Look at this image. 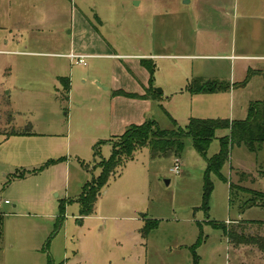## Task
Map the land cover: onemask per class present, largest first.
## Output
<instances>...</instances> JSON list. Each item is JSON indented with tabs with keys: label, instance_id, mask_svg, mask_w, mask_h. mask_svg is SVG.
Instances as JSON below:
<instances>
[{
	"label": "rangeland",
	"instance_id": "rangeland-1",
	"mask_svg": "<svg viewBox=\"0 0 264 264\" xmlns=\"http://www.w3.org/2000/svg\"><path fill=\"white\" fill-rule=\"evenodd\" d=\"M62 1L65 6L59 19L32 22L31 32H18L8 46L0 37V50H6L0 54V83L5 85V91H0V132L31 128L41 133L8 140L0 135V217L4 216L0 264H48L49 258L67 264H194L196 259L198 264H264L260 246L264 244V207L241 210L253 198V192L247 189L264 193V145L257 154L244 145L231 148L230 159L222 169L226 180L215 172L209 176L213 185L209 209L204 207L207 161L190 138L185 139L178 174L171 170L175 156L153 158L148 147L140 148L102 189L95 212L80 215L76 199L84 183L99 175L100 169L94 165L109 158L112 150L108 142H103L95 154V144L110 137L108 129L100 128L103 119L109 118L110 93L95 80L109 83L117 74L123 84L135 88V81L143 80L145 74L135 66L136 75L132 76L123 63L133 66L136 57H88L83 66L63 56L70 51L73 6L69 0ZM95 1L104 21L100 23L96 12L87 11L91 21L74 23L77 35L84 36L90 29L99 33L92 36L95 39L101 33L116 43L122 55L191 51L180 43L177 27L179 18L184 26L188 24L196 0L187 6L185 0H142L139 5L135 3L139 0H111L113 8H104L105 0ZM237 4V11L230 9L233 16L216 18L219 24L227 23L225 30L229 26L230 33H220L224 49L210 54H232L233 42L237 46L235 54H259L243 51L241 46V14L258 13L257 0H237ZM33 12L37 13L35 9ZM187 40L191 37L184 33V42ZM40 50L52 54H28ZM156 61L159 70L154 88H164L166 94L184 87L187 72H201L207 78L231 84L233 78L236 84L235 96L225 94L220 101L214 96L199 97L192 105L182 96L164 101L168 113L182 127L189 122L190 107L194 116L243 120L251 102L264 99V75L247 69L252 63L253 67L264 68V61L200 57ZM119 64L124 72L117 69ZM60 76L71 78L72 94L65 92ZM148 118L155 119L163 129L176 128L161 106L156 105ZM228 132L217 131L209 156L220 151L218 138ZM52 159L58 161L43 171L10 180L18 170H32ZM82 163L91 165V169ZM231 183L240 188L232 191ZM5 200L10 203L5 204ZM62 202H66L65 218L58 223ZM252 238L258 243L249 242ZM238 239L244 242L238 243Z\"/></svg>",
	"mask_w": 264,
	"mask_h": 264
},
{
	"label": "crops",
	"instance_id": "crops-1",
	"mask_svg": "<svg viewBox=\"0 0 264 264\" xmlns=\"http://www.w3.org/2000/svg\"><path fill=\"white\" fill-rule=\"evenodd\" d=\"M69 1L73 6L71 10V13L73 14V27L72 30H70L69 32V34L71 35L69 39L70 51L64 54L63 56L69 58L68 55L70 53H75L79 55H85L86 59L88 57H105V58H114V59L136 57L137 61H135V63H132L133 66L128 65L127 62L124 61L123 63L126 65L127 70L131 73L132 76L136 75L134 70L135 66L136 68L137 66L142 68L143 71L141 72L142 74H145L143 80L138 79L137 81H135L136 82L135 88H130L128 84H123L119 80V76L117 74L113 76V78L109 83L104 82L103 80H98V79L95 80V82L99 85L101 89L103 88L104 90L110 93V98H109L110 103L108 107L109 118L107 119L105 117V112H104L102 115L103 118L105 117L103 119L104 121L100 123V128L108 129L110 131V137L105 140L102 139V141L108 142L110 145L111 143L109 142V140L112 139V137L114 136L123 134L128 126L132 124H142L146 120L151 119L148 117L156 105L161 106V108H164L166 110L164 106V101L166 100L171 101L176 96H182V98H186V100L190 103V105H192V103H194L197 100V98L199 97L201 98L203 96H214L212 98L217 99L219 101L222 100V97L225 94H228L230 98L235 96L234 86H232V88L228 91H222L216 93L191 94L190 92H188L186 90V85L193 77L213 79L211 77L207 78V75H204L201 72H194V73L187 72L188 74H186L185 77L184 87L178 88L176 90H172L167 94L165 93L166 90L164 88L163 90L161 89L160 92L156 90L157 88H154L156 81V76H155L153 82V89L157 93V95H153L151 94V92L148 91L151 87L150 84L151 74L150 71L142 64L143 59H151L154 62V64L157 67L156 73L159 70V66L156 59H162V58L200 57V58H214L219 60H231L232 58L243 61H247V60L264 61V0H257L258 13L241 14L242 15L241 19L243 20V23L241 24L242 25L241 35L243 37L241 41L242 42L241 46L242 48H244L243 51H253V50L259 51L258 55H249L247 54V52H242L241 54H235L234 52L236 51V47H237L236 42L235 43L233 42L232 44L231 47L232 54H220V55L210 54V52L212 51L215 50L219 51L224 49V45L221 42L220 33H224V32L230 33L229 26L228 29L226 28L225 30V25L227 26V23L224 22L223 24H219L218 19L225 20L226 17L233 16L234 14L231 15L230 9L233 8L235 9V11H237L238 9L237 0H234V3L233 0H196L195 10H193V15L191 19L188 20V24L184 26L183 23L184 21L180 20L179 18L178 21L179 25L177 27L179 28L177 32V37L180 39V43L184 44L186 48H191L190 49L191 51L186 54H176V55L170 53L167 54V52H155V51L150 52V54L122 55L117 52L118 46L116 45V43L101 33H100V37L98 38L95 37V39H93L92 36L93 35L97 36L96 34L99 33H96L95 31H91L90 29L89 30L86 29V33L84 36L82 34L77 35L78 32L77 30H75L76 26L74 25V23L79 22L82 19H87L88 23L91 21V19L87 15V11H90L91 13L94 14L96 12L95 17L99 20L100 23L104 21L102 14L103 12H101V9L99 8L100 6H98L95 0H69ZM193 1L194 0H185L183 4L187 6L188 3L192 4ZM141 2L142 0H139L136 1L135 3L139 5L141 4ZM64 6H65V2L62 0H0V37L2 36V38L5 41L4 46H8L10 45L11 42H14L18 32L30 33L33 26L32 22H38V20L40 19H42V21H45L47 20V18L59 19V17L63 15ZM102 6L104 8L105 6L113 8L112 7L113 4L111 3V0H105ZM33 9H35L37 13H34ZM33 14H35L38 17L36 19L33 18ZM253 20H255L254 28H253ZM184 33L190 35L191 40H187L186 42H184ZM162 43L164 48H166L165 41ZM89 49L91 50L99 49L104 52L101 53L87 52ZM5 51L6 50H0V54ZM41 51L43 50L37 52H29L28 54H35V55L40 54L44 56L52 54L49 52H41ZM70 61L71 63H77L76 61L74 62L71 59ZM253 64L254 63L247 64V69L256 71L260 75L261 74L264 75V68L262 67L259 68L258 66L253 67ZM117 69H119L120 72H124V70H126L121 64L117 66ZM128 71H127V75L129 77ZM60 77H69V76H60ZM131 78H132L131 82L133 83L134 79L133 77ZM231 79L233 84L234 83L233 78ZM1 90L5 91V85L3 83H0V91ZM120 90L131 94L147 95V96L131 97V96L119 95L115 93L116 91H120ZM69 93H71V88ZM186 94H188L189 97H184L187 96ZM68 99H69V95H68ZM189 110L190 112L187 118L188 121L191 117L218 118V117H203L198 115L194 116L192 114L193 109H191L190 107ZM169 114L178 122V120L170 112ZM220 118H224V117H220ZM31 131L35 134L22 135L21 137H33V136L41 135V133L39 132H35L33 130ZM4 133L5 132H0V135H2L5 140L14 137L11 136L6 138V135H4ZM227 134H229V132ZM19 136L20 135L18 136L16 135V137ZM89 168L91 169V165H89ZM22 169L30 170L27 168H22ZM18 179L20 178L14 180H18ZM5 204H9V203L5 202Z\"/></svg>",
	"mask_w": 264,
	"mask_h": 264
},
{
	"label": "trees",
	"instance_id": "trees-1",
	"mask_svg": "<svg viewBox=\"0 0 264 264\" xmlns=\"http://www.w3.org/2000/svg\"><path fill=\"white\" fill-rule=\"evenodd\" d=\"M142 64L150 71L151 87L148 90L153 95L157 93L153 89V82L156 73V65L151 59H143ZM59 81L63 86L66 93H69L71 88V79L69 77H60ZM236 86L230 82L220 79H204L202 77H193L186 85V90L191 94L201 93H216L228 91ZM116 94L127 95L131 97H145L147 95H137L127 93L125 91H116ZM164 109V108H163ZM165 110V109H164ZM171 123L176 128L163 129L155 119H148L142 124H132L126 128L123 134L112 137L109 140L112 146L111 155L109 158H102L96 165L100 169L97 177L85 183L82 192L76 199L80 204V215L90 216L95 212V204L101 194L102 189L108 184L110 178L115 176L118 169L126 164V162L133 158L136 150L148 147L151 150L153 158L175 156L182 157L186 148V138L192 140V146L199 152L207 161L206 171V185L204 193L205 208L209 209L208 201L213 185L209 180L212 172L218 174L222 179L226 180L222 174L224 165L229 161L231 148L235 145H244L251 152L257 154L264 145V99L260 101L251 102L249 107L248 116L243 120H230L226 118H197L191 117L185 127L179 123L165 110ZM220 129H228L229 134L219 137L220 151L214 156H209L208 151L212 142L217 138V131ZM31 128L26 130L12 129L4 133L6 138L11 136L34 135ZM105 141H98L95 146V154L99 153V145ZM58 160H49L43 163L40 167L32 170H24L15 172L10 180L17 178H25L27 174H37L43 171L48 165L57 162ZM83 166L89 168V165L82 163ZM231 190L240 188L239 185L231 183ZM253 198L247 200L241 207V210L253 206L264 207V193L252 191ZM0 217V236L2 234V220ZM65 218V203L60 204L59 213L57 216L58 223H62ZM216 226V225H215ZM231 236V233H228ZM238 243H243L241 239L237 240ZM251 243H258V239L252 238L249 240ZM260 245V244H259ZM264 250V244L260 245ZM48 264H66V261L59 263L54 262L49 258ZM194 264H198L197 259Z\"/></svg>",
	"mask_w": 264,
	"mask_h": 264
},
{
	"label": "built area",
	"instance_id": "built-area-1",
	"mask_svg": "<svg viewBox=\"0 0 264 264\" xmlns=\"http://www.w3.org/2000/svg\"><path fill=\"white\" fill-rule=\"evenodd\" d=\"M68 57L72 60V61H76L77 63L83 64V65H87V61H86V56L85 55H79V54H75V53H70L68 55ZM182 159L180 157H175L174 158V164L173 167L171 168L173 173H181V167H182ZM6 203H10L9 200L5 201Z\"/></svg>",
	"mask_w": 264,
	"mask_h": 264
},
{
	"label": "water",
	"instance_id": "water-1",
	"mask_svg": "<svg viewBox=\"0 0 264 264\" xmlns=\"http://www.w3.org/2000/svg\"><path fill=\"white\" fill-rule=\"evenodd\" d=\"M156 90H158L159 92L161 91V89L160 88H157ZM170 181L169 180H167V183H169Z\"/></svg>",
	"mask_w": 264,
	"mask_h": 264
}]
</instances>
